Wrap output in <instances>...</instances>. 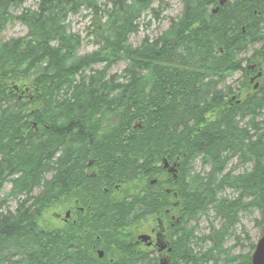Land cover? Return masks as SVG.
Here are the masks:
<instances>
[{
	"label": "trees",
	"instance_id": "obj_1",
	"mask_svg": "<svg viewBox=\"0 0 264 264\" xmlns=\"http://www.w3.org/2000/svg\"><path fill=\"white\" fill-rule=\"evenodd\" d=\"M27 1L0 0V35L14 22L28 30L25 39L0 42V198L14 179V192L25 195L13 214L3 212L8 197L0 200V264H157L133 251L128 235H120L119 245L117 233L167 209L180 219L172 229V264H251L255 246L230 256L224 245L242 215L257 210L264 218V146L247 143L240 128L252 101L231 105L214 83L240 69L244 59L235 60L236 53L258 44L262 48L252 49L254 54L264 52V0H232L217 15L209 9L218 0H197L170 36L142 49L129 39L153 0H38L36 11L15 16ZM82 8L92 14L99 51L79 58L81 39L67 33L65 22ZM118 61L128 62L125 84L107 80L105 73L76 80L88 66ZM24 80L32 81L39 104L34 109L11 87ZM137 120L144 130L134 133ZM166 153L180 164L178 207L169 204L175 198L160 192V183L136 190L160 176L152 168ZM246 153L254 167L232 184L213 180L201 189L185 182L199 157L221 170L223 157ZM91 159L104 170L96 177L87 173ZM235 184L236 198L218 197ZM76 201L86 214L74 225L55 226L57 211L70 210ZM211 214L219 229L212 226L197 237L192 223ZM98 249L105 250L103 259Z\"/></svg>",
	"mask_w": 264,
	"mask_h": 264
},
{
	"label": "rangeland",
	"instance_id": "obj_2",
	"mask_svg": "<svg viewBox=\"0 0 264 264\" xmlns=\"http://www.w3.org/2000/svg\"><path fill=\"white\" fill-rule=\"evenodd\" d=\"M197 2V0H153L149 9L143 12L141 17L136 20V25L139 28H137L138 31L130 36L129 44L134 49H142L145 45L156 44L161 41L162 38L170 36L169 34L172 32L174 25L182 20L184 13L189 9L197 8ZM224 2L228 5L232 0H224ZM38 5V0H28L22 7L17 9V11H13L14 15L21 16L26 11H36ZM220 8V3H218L209 10L215 12L217 15L220 12ZM66 18L67 20L65 24L67 26V33L80 37L81 39V46L76 50L77 57L82 58L99 51V47L95 44L90 30V25L92 23V14L90 11L82 8L77 14H69ZM27 33L28 30L25 26L20 22H14L9 24L1 33L0 42L5 44L12 40L25 39ZM53 45L58 46L59 43L54 42ZM261 48L262 44H258L255 47H250L243 53H236L235 60L244 59V61H239L240 69L236 66V70L229 72V74L223 79L218 80V85H216L215 82L214 87L216 86L218 93L222 90L224 95H226V101L239 94L240 98L238 97V99H235L232 103H236L235 101L240 99L241 104H244L248 100L250 102L252 101L251 105H253V107L251 110L247 112L245 117L239 118L240 128L248 133L247 143H257L258 145L264 146V52H261L262 56H259L256 53L254 54L252 50L255 49L258 51ZM254 66L256 68L253 71L251 69ZM127 69L128 62L126 61H118L111 64L109 67L104 63H97L85 68L83 75H79L76 80L77 82H80L84 79H90V76L97 73H105L107 80L116 81V84L118 85L125 84L128 82V79L126 78V76H128V73L126 72ZM260 72H262L263 75L261 78L257 79ZM31 82L32 81L30 80L13 81L11 82V87L20 100L31 102L32 109H34L35 107H38L39 104L36 102V97H34ZM257 83H259L258 90L255 89ZM228 87L231 88L232 91ZM242 91H244V93L241 96ZM259 100L261 101V104H255V102ZM207 119L212 121L214 118L209 114ZM34 124L35 127H38L37 123L34 122ZM144 125L145 124L142 120H137L133 126L134 133L144 130ZM223 158L221 170L215 166L214 162L206 160L204 157L197 158L189 167V170L186 173L185 182H192L194 188L201 189L205 185L210 184L213 180H216L217 184H222L224 181L230 180L232 184L233 181L237 180L240 176L250 173L254 167V159L248 156L247 153L246 156L234 155L225 156ZM172 162L174 161L172 160ZM175 169V165L171 166V170ZM54 172L55 170L46 175L47 181L52 178ZM97 175L98 172L94 171L91 177H96ZM165 180L166 176L148 178L145 180L144 184L141 183L139 186L137 185L136 190L146 186L147 182H149V184H151V182L162 183L165 186ZM15 181L16 180L14 179L6 184L1 193L0 200L8 197L6 206L3 209L4 215L15 213L19 202L25 199V195L14 192ZM166 187L171 190L172 193L175 192V186L171 185ZM38 193L39 190H36L33 195H37ZM237 196L238 190L236 184L226 186L224 190L218 194V197L222 199H234ZM67 211H57L56 215L58 217L55 216L54 225H58L60 221L59 216L61 214L65 215V212ZM249 213L250 214H244L241 216V223L237 226V230H234L233 236L229 237L224 245L225 250L230 256L247 254L250 251L251 245L256 248L258 241L263 236L264 218L261 213L257 210L250 211ZM174 215L176 216V214ZM210 217L212 218L209 219L206 216H201L199 217L198 223H192V226L196 227L195 235L197 237L208 235L212 226L217 230L219 229V221H212V214ZM166 219L169 222L170 216ZM173 223H175V221ZM142 224L147 226L149 230L150 227L157 226V220L150 218ZM137 226L134 229H137ZM203 247L206 248L208 246L205 245Z\"/></svg>",
	"mask_w": 264,
	"mask_h": 264
},
{
	"label": "flooded vegetation",
	"instance_id": "obj_3",
	"mask_svg": "<svg viewBox=\"0 0 264 264\" xmlns=\"http://www.w3.org/2000/svg\"><path fill=\"white\" fill-rule=\"evenodd\" d=\"M218 3H220V1L218 0ZM226 5V3H225ZM224 5V6H225ZM255 66L252 67L251 70H255ZM263 75L262 72L259 73V76L257 79L261 78ZM256 86V85H255ZM259 86V83H257V86L255 87V89H257ZM258 90V89H257ZM256 90V91H257ZM244 91L241 92V96L243 95ZM238 97L240 98V94L238 96H236L235 99H238ZM234 97H232V99H230V103L231 105L233 104L232 102L235 100H233ZM238 105L241 104V99L235 101ZM253 144V143H252ZM118 153L117 155V159L120 160V145H118ZM168 165V166H167ZM175 165V170H171V166ZM96 171L98 173L104 172L103 168L99 169V166L96 162V160L91 159L88 163V169H87V173L88 176H92L93 172ZM153 172H157V171H161L160 172V176H166V184L165 186L160 183V192L165 191L168 195H173V197L175 199L178 198V195L176 192H171V190H169L166 186H171L174 184L177 185L179 182V174H180V164L178 163V161H171V157L169 153H166L165 156L161 157L159 164H157L156 166H153L152 168ZM158 183H152L151 182V186H156ZM184 185L186 186V183H184ZM144 187V186H143ZM142 187V188H143ZM183 187V184H182ZM118 190V187H115ZM145 189H142V195L145 194ZM105 192H109V189H105ZM158 191L154 192L155 194ZM169 204H171L174 207H178V203L173 202L172 200H169ZM185 210V208L183 209ZM185 211H182V213H184ZM86 214V209H84L83 207H80L78 205V202L76 201L73 205V207L68 210L67 212H65V215H60L59 219V223L57 226L62 227L65 226L66 224H76L77 223V219L79 216H83ZM170 216V220L169 222L167 221V217ZM150 218H154L155 220H157V226L156 227H150V229L148 230L147 226H144L142 223L145 222L146 220L150 219ZM179 217L172 215L171 209H167L165 211L164 214L160 215V216H150L148 218H146L145 220H143L141 223H138L137 229H128L127 231L125 230H121V228L119 229V232L117 233L118 237H119V245H120V235L121 236H125L128 235V239L127 242H129L130 244V248H132L133 251L137 252V254H139L140 252H143L144 254H146V256L148 257V259L151 260H157L158 263L157 264H161V262H164L165 260H168L169 264H172L173 258L171 256V238L173 236V228L175 226V224L173 223L175 221V223H179ZM141 224V226H140ZM56 226V225H55ZM102 234H106V232H102ZM141 236H148L150 239L143 241L141 240ZM96 241L98 242H102L103 240H100V237L96 238ZM118 245V246H119ZM171 250V251H169ZM118 254H120V247L118 248ZM101 253H103V256L101 255ZM97 255L98 258L103 259L105 257V250L103 249H98L97 250ZM113 261V260H111ZM139 264V263H138Z\"/></svg>",
	"mask_w": 264,
	"mask_h": 264
},
{
	"label": "water",
	"instance_id": "obj_4",
	"mask_svg": "<svg viewBox=\"0 0 264 264\" xmlns=\"http://www.w3.org/2000/svg\"><path fill=\"white\" fill-rule=\"evenodd\" d=\"M219 1H220V6L225 5L224 0H219ZM235 98L236 97H234L233 100ZM140 239L143 241H146L150 238L148 236H141ZM101 255L103 256V253H101ZM161 264H169V263H168V260H165L164 262H161ZM251 264H264V235L260 238V240L258 241L256 245L255 251L252 254Z\"/></svg>",
	"mask_w": 264,
	"mask_h": 264
}]
</instances>
